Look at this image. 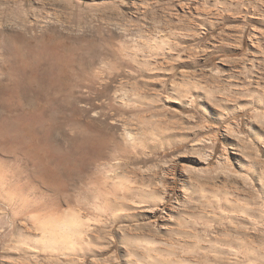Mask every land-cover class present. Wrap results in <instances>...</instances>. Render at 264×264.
Segmentation results:
<instances>
[{"label": "rangeland", "instance_id": "obj_1", "mask_svg": "<svg viewBox=\"0 0 264 264\" xmlns=\"http://www.w3.org/2000/svg\"><path fill=\"white\" fill-rule=\"evenodd\" d=\"M261 98L264 0H0V264L71 212L100 264L123 237L264 264Z\"/></svg>", "mask_w": 264, "mask_h": 264}, {"label": "bare ground", "instance_id": "obj_2", "mask_svg": "<svg viewBox=\"0 0 264 264\" xmlns=\"http://www.w3.org/2000/svg\"><path fill=\"white\" fill-rule=\"evenodd\" d=\"M260 101L264 102V99L261 98ZM252 115L256 119L257 118L264 119V111L263 112L255 111ZM258 140L262 142L259 138ZM29 148H30L28 149L30 151L29 155L32 156V154L35 152H33L32 147H29ZM26 153H28L27 150H26ZM222 168H224L228 172L240 174L236 172L235 170H233L234 167H232V163H230V160H228V158L226 159V157L224 159V162L222 163ZM37 173H38L37 176L36 175L35 176L38 177L42 182L53 184L54 176L51 173L49 168L44 167L43 165V168L40 170V172H37ZM243 176L247 177L249 175L247 174L246 176L244 174ZM27 178L29 177L27 176ZM33 180H36V179H33ZM8 184L9 182L7 181V179H5V177L0 176V191L4 190L8 186ZM140 204L143 205L141 201L140 202L132 201V203L130 202L129 205L137 206ZM22 206H23L22 209L25 210L26 206H28L27 200L24 201L23 204H21V206H18V207H22ZM259 212H262L261 216L264 217V212L263 211H259ZM72 213L75 214V212H71V214ZM74 214L72 215L69 214V216H65L60 219L53 217V216L51 217L49 216V218L46 217L47 218L46 220H42L40 222H34L32 226L34 225L37 227V228L35 227L34 228L39 230V231L37 230L38 232H40L39 234L37 233L38 235L37 234L35 235L34 233L31 236L30 233H28L27 234L28 236H27L25 234L26 232H22L20 230V234L21 233L25 234V240L24 241L22 240L25 244L22 248L23 256L20 254V259H18L16 263L17 264H100L99 262H97L98 257H99L100 241L97 240L95 236L91 233L90 225L87 224L83 220L81 215H76V214L74 215ZM31 216L33 217V215ZM19 228L21 227H18V229ZM18 229H17V232H19ZM33 236L35 238H32ZM31 238L33 240H31ZM23 242H22V245H23ZM122 242L127 246V250L123 254L121 260L117 259V257H114L113 264H214L215 263V262L211 263L210 261L212 258L211 257L212 255L204 254L201 256V255L196 254L194 251L178 252V250L176 251L175 249L168 248L167 243L150 238V237H123ZM193 246H195V244ZM141 249H143V251H141ZM90 256H91V259H89ZM213 260L217 261V257L213 256ZM231 261H232V258H231Z\"/></svg>", "mask_w": 264, "mask_h": 264}]
</instances>
